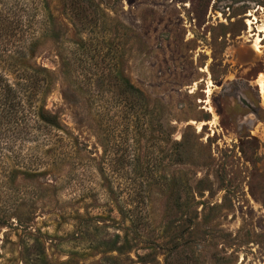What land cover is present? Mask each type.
<instances>
[{
    "label": "rangeland",
    "instance_id": "374dc122",
    "mask_svg": "<svg viewBox=\"0 0 264 264\" xmlns=\"http://www.w3.org/2000/svg\"><path fill=\"white\" fill-rule=\"evenodd\" d=\"M7 1L37 7L30 63L65 133L38 131L0 181V264H165L178 235L198 264H264V0ZM115 68L147 97L141 127Z\"/></svg>",
    "mask_w": 264,
    "mask_h": 264
},
{
    "label": "trees",
    "instance_id": "16d2710c",
    "mask_svg": "<svg viewBox=\"0 0 264 264\" xmlns=\"http://www.w3.org/2000/svg\"><path fill=\"white\" fill-rule=\"evenodd\" d=\"M42 4L38 10L48 12L47 0H42ZM36 8L32 12L24 6L17 8L7 0L0 2V181L4 178L16 177L19 172L17 168H21L24 163L22 150L25 144L38 139V131L42 134V129H52L65 133L57 115L50 112L45 105V98L52 84V76L49 71L30 63L38 40L37 34H39L33 28ZM73 8L80 10L79 6ZM51 24L52 22H47L43 28L44 33H47L46 29H50ZM66 66L62 58L61 67L63 71L65 68V72ZM105 77L110 78V86L115 89L120 98L118 103L125 107L126 112L120 117V122L122 118L127 122L126 129H129L130 124L133 128L141 127L152 112L148 108V100L143 91L123 74L121 68L112 69L107 75L102 73V79ZM108 119L111 120L113 117ZM41 141L47 144L51 142V138L43 133ZM174 143L173 149L177 150L176 154H179L178 151L183 148L184 142ZM28 169L30 168H24L21 172L27 175L36 173ZM175 194L176 189L171 187L169 196L174 206L178 202ZM116 236L119 237V235ZM180 237L182 236L169 238L165 264H188L191 259L196 260L194 264H198L194 254L181 249L183 246L178 239ZM116 250L121 253L118 248ZM118 257L114 258L118 259ZM143 262H150V260L145 258Z\"/></svg>",
    "mask_w": 264,
    "mask_h": 264
},
{
    "label": "bare ground",
    "instance_id": "6f19581e",
    "mask_svg": "<svg viewBox=\"0 0 264 264\" xmlns=\"http://www.w3.org/2000/svg\"><path fill=\"white\" fill-rule=\"evenodd\" d=\"M248 25H249V27L254 23V21H252V20H248ZM260 31H262V32H264V29H262L261 28V30ZM260 40V37L258 36V37H256V39H255V44H258V41ZM262 82V81H261Z\"/></svg>",
    "mask_w": 264,
    "mask_h": 264
}]
</instances>
